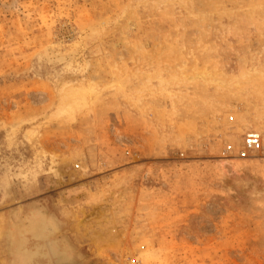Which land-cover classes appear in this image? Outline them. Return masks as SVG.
I'll use <instances>...</instances> for the list:
<instances>
[{
  "label": "rangeland",
  "instance_id": "1",
  "mask_svg": "<svg viewBox=\"0 0 264 264\" xmlns=\"http://www.w3.org/2000/svg\"><path fill=\"white\" fill-rule=\"evenodd\" d=\"M19 201L68 264H264V0H0V264Z\"/></svg>",
  "mask_w": 264,
  "mask_h": 264
},
{
  "label": "bare ground",
  "instance_id": "2",
  "mask_svg": "<svg viewBox=\"0 0 264 264\" xmlns=\"http://www.w3.org/2000/svg\"><path fill=\"white\" fill-rule=\"evenodd\" d=\"M248 133L258 134L261 140L263 139L259 131H250ZM258 150L260 151L261 148ZM113 197L119 201H125L127 196L125 197L121 189H117L113 193ZM18 207V212L15 215L16 222L9 225L6 232L4 231L9 243L11 264H29L36 262L38 257L43 258L49 255L57 260H59L58 258L61 255L63 261H68L66 262L68 264L73 258L71 256L73 248L69 240L64 238V241L59 244L55 239H50V237L61 229V224L56 216L46 213L44 206H37L35 209L28 210L27 215L23 214L24 209L21 201L18 202ZM46 240L49 241L47 244L48 247L44 244ZM30 242H33L31 248L29 247Z\"/></svg>",
  "mask_w": 264,
  "mask_h": 264
},
{
  "label": "built area",
  "instance_id": "3",
  "mask_svg": "<svg viewBox=\"0 0 264 264\" xmlns=\"http://www.w3.org/2000/svg\"><path fill=\"white\" fill-rule=\"evenodd\" d=\"M262 148L261 137L255 133H246L244 135L243 144L239 147L237 153L242 156L250 154L252 151ZM234 150L232 145H228L227 151L232 152Z\"/></svg>",
  "mask_w": 264,
  "mask_h": 264
}]
</instances>
